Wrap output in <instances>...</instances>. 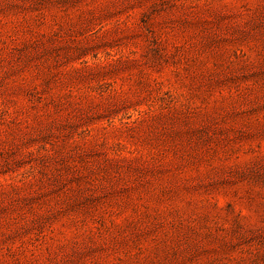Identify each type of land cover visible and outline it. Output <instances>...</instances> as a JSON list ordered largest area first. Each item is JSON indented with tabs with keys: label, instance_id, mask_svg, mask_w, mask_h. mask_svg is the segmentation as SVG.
<instances>
[{
	"label": "rangeland",
	"instance_id": "374dc122",
	"mask_svg": "<svg viewBox=\"0 0 264 264\" xmlns=\"http://www.w3.org/2000/svg\"><path fill=\"white\" fill-rule=\"evenodd\" d=\"M0 264H264V0H0Z\"/></svg>",
	"mask_w": 264,
	"mask_h": 264
}]
</instances>
